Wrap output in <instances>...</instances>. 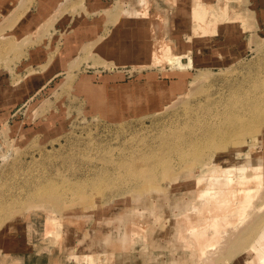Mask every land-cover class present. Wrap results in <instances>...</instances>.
Masks as SVG:
<instances>
[{
  "label": "rangeland",
  "instance_id": "1",
  "mask_svg": "<svg viewBox=\"0 0 264 264\" xmlns=\"http://www.w3.org/2000/svg\"><path fill=\"white\" fill-rule=\"evenodd\" d=\"M140 1L0 0V262L197 264L175 236L197 176L248 157L264 171L261 11L147 0L143 14ZM158 36L190 66L152 59ZM248 206L199 264H248L264 178Z\"/></svg>",
  "mask_w": 264,
  "mask_h": 264
},
{
  "label": "bare ground",
  "instance_id": "2",
  "mask_svg": "<svg viewBox=\"0 0 264 264\" xmlns=\"http://www.w3.org/2000/svg\"><path fill=\"white\" fill-rule=\"evenodd\" d=\"M140 2L142 3V8L140 9L142 10L141 13L146 14L148 6L147 4L149 2H147V0H141ZM192 12L195 18L197 17V19L200 21L203 20L202 11L200 12L196 9H193ZM158 14L160 15V13ZM156 18L158 17L156 16ZM151 53L152 59L156 61L166 60L168 63L174 64L180 69H184L191 64V58H188L186 62H183L182 58L185 55L183 53H173L171 50V45H169L167 41L161 39L160 37L154 43ZM254 118H257V116L255 115ZM249 121H243L242 123H246V125H252V123H254L252 120L251 123H249ZM225 138H228L227 135ZM204 141L206 143V139H204ZM200 147H202L201 143L198 144L194 150H199ZM158 161L159 160H152L150 164H158ZM144 165H147V163ZM140 167L141 166H139L137 169L140 170ZM246 168H251V172L249 173L247 171L248 173H242V170ZM261 168L262 165L258 160L253 162L251 158L248 157L245 159V162L241 164H230L214 169L206 168L204 173L197 176V185L193 190L195 197L194 201H191L189 205L184 207L180 214L175 217L176 240L184 248H195V251L191 252L190 256H201L199 259H196L197 264L201 262L203 263L206 261V258L209 259V257L213 255L214 251H211V249L218 247L216 251H221L223 246L225 247L232 241V238L234 239V236L237 234V224L242 222L241 219H243L245 215L249 213L248 210L251 205H248L249 203H253V198L256 196V193L258 194L262 178H264V171H262ZM150 197L151 196H148V198L144 197L146 200L142 201L141 203H147L148 200L151 199L150 206H147V208L149 211H153V209L157 207L155 205L157 201L155 200V197ZM137 203L140 204V202H135V205L131 206L130 210L126 213V219L130 221L128 227L129 231H133L134 235L136 230L141 227V224L136 223L135 220L131 218L134 215H142L144 211L143 209L145 208H139L136 206ZM250 209L253 210L254 208ZM254 210L252 212H254ZM252 212H250V214ZM253 216L251 214L249 218H252L250 220L249 218L246 219V224L249 223L248 220L251 222ZM46 224L48 227L50 226L48 222H46ZM235 229L236 231H234ZM224 231L228 232H225L226 235L223 238V244L220 243L221 245H218V241L220 240L219 238L221 235H224ZM239 232L240 231H238V233ZM262 239H264V230H262L260 238H258V242H260ZM249 243V248L253 254L251 258L248 259V264H264V240H262L259 245L252 240H250ZM202 256H205V258L202 259ZM0 264L15 263L0 262Z\"/></svg>",
  "mask_w": 264,
  "mask_h": 264
},
{
  "label": "crops",
  "instance_id": "3",
  "mask_svg": "<svg viewBox=\"0 0 264 264\" xmlns=\"http://www.w3.org/2000/svg\"><path fill=\"white\" fill-rule=\"evenodd\" d=\"M190 2H192V1L190 0ZM205 2L206 3H204V4H206V5H208V4H210V5H217V4L222 3V0H205ZM201 4H203V3L201 2ZM248 4H251V5L255 4L256 9H258L259 11H261V13H262L261 17H262V19H264V0H248ZM220 8L222 9L223 6H221ZM193 9H192V11H193ZM209 10L210 9H208V11ZM184 16H185L184 17V21L186 23V26L185 27L189 29V28H191L190 27L191 26V24H190V18H191L190 7H189V10H186V13L184 14Z\"/></svg>",
  "mask_w": 264,
  "mask_h": 264
}]
</instances>
